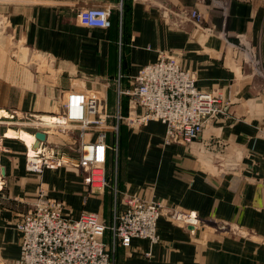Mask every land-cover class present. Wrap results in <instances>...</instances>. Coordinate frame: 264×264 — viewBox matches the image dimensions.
<instances>
[{
    "label": "crops",
    "instance_id": "1",
    "mask_svg": "<svg viewBox=\"0 0 264 264\" xmlns=\"http://www.w3.org/2000/svg\"><path fill=\"white\" fill-rule=\"evenodd\" d=\"M96 5L112 7L109 28L78 22L81 7ZM182 7L197 8L201 28L209 29L190 21L183 29L168 25L180 19L175 10ZM250 47L264 68V0H227L225 10L214 0H0V117L25 114L40 124L44 144L68 149L78 143L79 131L39 120L60 115L71 89L98 92L111 116L105 141L116 148L107 152L110 187L87 194L79 170L28 172L22 139L5 138L0 264L18 257L14 221L41 187L72 217L93 212L108 226L125 196L193 211L200 220L184 228L161 215L158 242L134 237L128 246L106 230L113 264H264V70L246 63ZM159 51L177 53L199 89L230 102L188 145H164L161 122L132 128L117 119L128 113L123 91ZM99 130L84 139L94 140ZM234 226L243 234L231 233Z\"/></svg>",
    "mask_w": 264,
    "mask_h": 264
},
{
    "label": "built area",
    "instance_id": "2",
    "mask_svg": "<svg viewBox=\"0 0 264 264\" xmlns=\"http://www.w3.org/2000/svg\"><path fill=\"white\" fill-rule=\"evenodd\" d=\"M214 1L225 10L227 0ZM111 14V6H83L77 18L84 27L107 29L111 26ZM175 14L180 19L170 24L166 22L168 25L183 29L185 21H190L196 28H201L202 13L197 8H178ZM195 33L192 32V36ZM246 54L247 64L259 71L264 70L252 47L246 49ZM123 93L128 96V113L117 116V119L132 128L148 121L161 122L165 127L164 145L190 144L201 135L206 123L225 114L230 104L218 92L199 89L194 73L181 65L179 55L167 51H159L154 62L142 66L132 77L131 87ZM104 105L105 95L71 89L65 96L60 115L39 120L59 126L62 130H78V143L68 149L44 144L43 141L35 145L34 133L40 124L28 119L25 114L21 116L14 111L5 113L0 117V157L3 140L10 137L6 134L9 129L17 133L21 127L35 129L29 133L33 135L32 142L22 140L28 172L71 167L82 173L87 194L104 193L110 187L106 171L107 152L116 149L110 148L105 141V126L111 116ZM94 129H101L97 137L85 140L83 136ZM116 131L117 126L112 127L114 135ZM116 142L117 138H114V146ZM1 168L0 163V189ZM123 203L124 207L115 214L112 225L108 226L97 213L82 212L72 217L65 211L61 200L49 196L44 188H39L30 207L15 218L19 255L11 264H113L108 245L103 239L108 229L116 241L128 246L134 237L158 242L156 222L161 215H167L173 223L184 228L200 224L195 212L168 208L162 202L125 196ZM230 232L243 234L237 226L231 227Z\"/></svg>",
    "mask_w": 264,
    "mask_h": 264
},
{
    "label": "bare ground",
    "instance_id": "3",
    "mask_svg": "<svg viewBox=\"0 0 264 264\" xmlns=\"http://www.w3.org/2000/svg\"><path fill=\"white\" fill-rule=\"evenodd\" d=\"M9 132H14L16 134H10ZM6 134H7V136H10V137L17 136L18 138L22 139L23 141L27 140L28 143L32 142V140H33V135L29 134L23 130H21L17 133L15 131L9 129Z\"/></svg>",
    "mask_w": 264,
    "mask_h": 264
},
{
    "label": "water",
    "instance_id": "4",
    "mask_svg": "<svg viewBox=\"0 0 264 264\" xmlns=\"http://www.w3.org/2000/svg\"><path fill=\"white\" fill-rule=\"evenodd\" d=\"M34 136L36 138V142L35 145L39 144V142L44 141L45 140V134L41 131H36L34 133Z\"/></svg>",
    "mask_w": 264,
    "mask_h": 264
},
{
    "label": "rangeland",
    "instance_id": "5",
    "mask_svg": "<svg viewBox=\"0 0 264 264\" xmlns=\"http://www.w3.org/2000/svg\"><path fill=\"white\" fill-rule=\"evenodd\" d=\"M20 130H22L21 128H20ZM10 134H16V133H14V132H9ZM26 143H28L27 142V140H24Z\"/></svg>",
    "mask_w": 264,
    "mask_h": 264
},
{
    "label": "trees",
    "instance_id": "6",
    "mask_svg": "<svg viewBox=\"0 0 264 264\" xmlns=\"http://www.w3.org/2000/svg\"><path fill=\"white\" fill-rule=\"evenodd\" d=\"M111 25H112V23H111Z\"/></svg>",
    "mask_w": 264,
    "mask_h": 264
}]
</instances>
